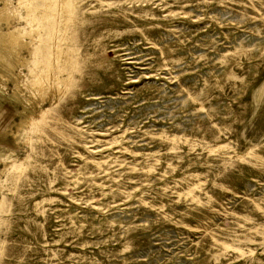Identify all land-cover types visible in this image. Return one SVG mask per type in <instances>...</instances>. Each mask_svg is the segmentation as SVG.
Wrapping results in <instances>:
<instances>
[{"label": "rangeland", "instance_id": "1", "mask_svg": "<svg viewBox=\"0 0 264 264\" xmlns=\"http://www.w3.org/2000/svg\"><path fill=\"white\" fill-rule=\"evenodd\" d=\"M0 10V264H264V0Z\"/></svg>", "mask_w": 264, "mask_h": 264}, {"label": "bare ground", "instance_id": "2", "mask_svg": "<svg viewBox=\"0 0 264 264\" xmlns=\"http://www.w3.org/2000/svg\"><path fill=\"white\" fill-rule=\"evenodd\" d=\"M7 5V4H6ZM5 7V6H4ZM4 9H6V8H4ZM1 11V10H0ZM5 11V10H4ZM3 10L1 11V13H3L4 12ZM2 15V14H1ZM5 15V14H4ZM1 17V16H0ZM2 18H4L3 16H2ZM5 35V34H4ZM19 36H20V34H19V32H18V30H16V29H14L13 31H11V32H9L6 36H2V37H4V38H7V43H9L10 45L12 44V43H14V42H16L18 39H19ZM35 84H37L36 82H34ZM33 83V84H34ZM55 84V83H54ZM53 85V84H52ZM52 85H50L49 87H51L52 88ZM54 87H55V85L53 86V90H54ZM34 117V116H33Z\"/></svg>", "mask_w": 264, "mask_h": 264}]
</instances>
